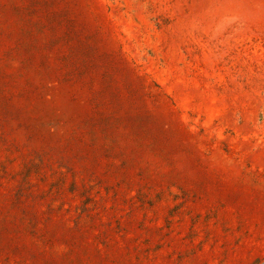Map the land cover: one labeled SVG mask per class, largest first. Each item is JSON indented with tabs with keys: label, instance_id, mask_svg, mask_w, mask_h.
<instances>
[{
	"label": "rangeland",
	"instance_id": "374dc122",
	"mask_svg": "<svg viewBox=\"0 0 264 264\" xmlns=\"http://www.w3.org/2000/svg\"><path fill=\"white\" fill-rule=\"evenodd\" d=\"M256 157L264 0H0V264H264Z\"/></svg>",
	"mask_w": 264,
	"mask_h": 264
},
{
	"label": "crops",
	"instance_id": "0c3cea01",
	"mask_svg": "<svg viewBox=\"0 0 264 264\" xmlns=\"http://www.w3.org/2000/svg\"><path fill=\"white\" fill-rule=\"evenodd\" d=\"M233 177L241 183L236 186V191L246 194L249 202L264 201V165L257 161V157L256 161L246 164V167H243L240 173L234 174ZM255 241L262 243L264 237H257Z\"/></svg>",
	"mask_w": 264,
	"mask_h": 264
}]
</instances>
